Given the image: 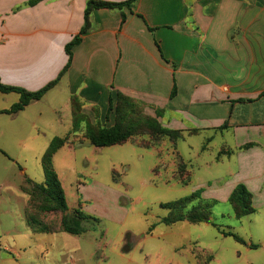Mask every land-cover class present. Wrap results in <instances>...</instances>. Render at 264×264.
I'll return each mask as SVG.
<instances>
[{
  "label": "crops",
  "instance_id": "1",
  "mask_svg": "<svg viewBox=\"0 0 264 264\" xmlns=\"http://www.w3.org/2000/svg\"><path fill=\"white\" fill-rule=\"evenodd\" d=\"M88 1L0 0L1 83L43 89L65 69L66 47L79 37L65 74L33 104L60 90L70 108L76 96L91 120L97 108L101 124L111 127L109 101L120 92L152 117L160 111L159 121L170 129L183 132L187 116L197 120L199 127L190 129L197 134L208 125L221 128V135L230 132L234 151L221 150L236 157L238 171L217 196L226 200L242 184L252 195L253 214L264 210V0H136L131 7L94 10L81 33ZM50 109L57 111L55 104ZM65 129L71 131L72 120ZM258 247L264 239L248 245ZM22 250L4 248L16 264ZM7 261L0 256V264Z\"/></svg>",
  "mask_w": 264,
  "mask_h": 264
},
{
  "label": "rangeland",
  "instance_id": "2",
  "mask_svg": "<svg viewBox=\"0 0 264 264\" xmlns=\"http://www.w3.org/2000/svg\"><path fill=\"white\" fill-rule=\"evenodd\" d=\"M48 96L18 115L0 113V256L11 260L7 264H16V257L4 248L14 246L26 249L19 264H264V247L248 248L264 239V210L238 220L227 199L217 196L238 171L236 157L219 155L223 148L234 151V137L211 125L190 134L199 125L187 116L181 140H164L149 149L130 142L96 147L81 132L71 135L54 156L53 169L71 212L80 207L91 218L81 222L79 236L32 232L21 186L25 178L44 182L41 157L52 139L67 135L72 120L64 92ZM17 98L0 92V109H9ZM54 104L56 113L50 109ZM180 158L187 164V183L179 177ZM194 192L213 203L210 218L199 224L161 222L169 213L161 204ZM48 218L59 222L61 216Z\"/></svg>",
  "mask_w": 264,
  "mask_h": 264
},
{
  "label": "trees",
  "instance_id": "3",
  "mask_svg": "<svg viewBox=\"0 0 264 264\" xmlns=\"http://www.w3.org/2000/svg\"><path fill=\"white\" fill-rule=\"evenodd\" d=\"M135 2L136 0H127L121 3L99 0L88 1L85 9V25L81 33L88 30L90 26V15L94 10L100 8L131 7ZM30 5H32V3ZM79 41L80 38L76 37L66 47L69 56L68 64L59 77L37 92H28L21 88L6 86L3 85L0 80V92L4 94L15 92L20 95V100L17 103L7 110L0 111V113L14 115L23 111L33 101L40 100L56 85L69 68L72 58L71 49ZM174 94L175 90L172 92V96ZM82 107L83 103L79 98L73 96L71 98V131L65 137H55L52 139L41 157V164L45 175L44 182L36 183L29 178H25L21 186V191L27 196L24 217L27 226L34 233L56 234L62 232L79 236L84 232L81 222L91 218V216L85 214L80 207L71 212L67 204L61 180L53 169L54 156L61 148L70 143L71 135L82 131L83 137L96 147H111L130 142L146 149L153 148L164 140L176 143L178 140H181L183 136L182 130L170 129L159 121L158 118L161 117L160 111L156 112L157 117H152L145 112L143 103L120 92L116 94V98H110L109 101L107 118L111 113L114 115V124L111 127L101 124L97 108L93 110L95 114L93 121L83 112ZM190 133L195 134L197 131L192 130ZM248 147H250V145L244 146L245 149ZM225 153V150H221L219 155ZM228 154H230V152H228ZM178 172L180 180L183 183H187V178L189 177H187V164L182 158H180L178 164ZM200 196V193L194 192L192 195L178 201L161 204V207L169 211L168 215L162 218L161 222L168 226L183 221L191 224H199L207 218H210L213 203L202 201ZM195 202H197V204H195ZM227 202L231 205L234 216L238 220L255 212L252 195L242 184L237 185L232 190ZM72 214L75 216L76 220L72 219ZM57 215L61 216L59 222L48 218L49 216ZM222 233L225 236L233 237L238 242H244L241 237L232 232L223 231ZM210 259H212V257H210Z\"/></svg>",
  "mask_w": 264,
  "mask_h": 264
}]
</instances>
